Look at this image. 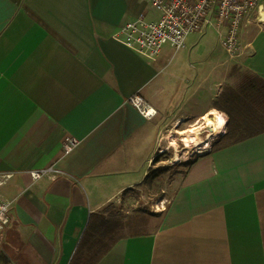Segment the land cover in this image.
<instances>
[{
  "label": "crops",
  "instance_id": "1",
  "mask_svg": "<svg viewBox=\"0 0 264 264\" xmlns=\"http://www.w3.org/2000/svg\"><path fill=\"white\" fill-rule=\"evenodd\" d=\"M143 12L159 15L149 0H0V171L16 172L0 187L11 202L0 264H264V132L190 155L153 228L131 232L114 213L165 128L181 136L213 109L230 121L221 97L264 79V24H245L235 58L190 34L178 50L189 64L171 67V45L150 58L123 41ZM136 93L154 119L128 101ZM69 136L80 142L66 153Z\"/></svg>",
  "mask_w": 264,
  "mask_h": 264
},
{
  "label": "built area",
  "instance_id": "2",
  "mask_svg": "<svg viewBox=\"0 0 264 264\" xmlns=\"http://www.w3.org/2000/svg\"><path fill=\"white\" fill-rule=\"evenodd\" d=\"M149 2L158 12V17L149 19L143 12L136 19L124 23L120 34L128 46L138 49L150 58L158 55L166 44L171 45L176 51L183 49L190 34L204 33L210 27L219 35L222 49L231 58H235L245 49L241 40L245 24L252 19L264 24V0H149ZM128 101L146 119L152 120L158 115L156 107L139 93L129 97ZM225 115L226 129L229 117L226 113ZM205 124L202 122L201 125L207 139L210 130ZM79 142L77 137H67L63 143L65 152L73 151ZM207 144L193 149L191 155L209 150L212 145ZM180 147L184 148L185 144L180 143ZM163 150L160 149L161 152ZM57 172L58 170L53 168L39 169L31 170L30 175L34 180H38L44 176L55 177ZM15 175L16 172L12 170L0 171V187L6 185ZM10 205V201L0 198V237L9 223Z\"/></svg>",
  "mask_w": 264,
  "mask_h": 264
},
{
  "label": "rangeland",
  "instance_id": "3",
  "mask_svg": "<svg viewBox=\"0 0 264 264\" xmlns=\"http://www.w3.org/2000/svg\"><path fill=\"white\" fill-rule=\"evenodd\" d=\"M151 11L153 17L155 15V12L153 10ZM148 16L149 18H151L150 14ZM204 34L205 35L201 40L203 44L205 42L210 45V47H213L214 44L219 41V35L215 31V29H213V27L208 28L204 32ZM196 36L197 35L191 36L190 40L195 38ZM178 52L176 50H174L173 52L174 56L170 59L171 67L173 65L179 64L181 60L183 61V63L185 62V66L189 64L186 53H184V51H180L179 53ZM224 130L225 132L223 131V133L221 134L218 133L213 137L211 145L221 140L220 138L225 136L226 134L227 135L223 139L224 143H228L234 140V138H230L228 136V132H230L229 126H227L226 129L224 127ZM171 133H176L173 125H169V127L164 129V134L162 135L163 146L161 148L165 149L163 150V152H166H162V154H159L157 156V160L154 162L152 168L150 169V171L152 170V176L150 178H147L141 185H138L135 188L126 191L124 195H122L120 199L114 203L113 208L115 215H120L121 217H123L126 223L130 221L129 219H132V217H146V214H148L152 215L150 216L149 222L146 221L141 224L146 223V229L147 227L153 228L158 224L159 221L157 213L161 209H164V206L168 205L169 200L175 193L176 187L178 186V184H180L186 166L185 163L188 161V159L180 161L176 159V151L178 149H181L182 147H180V144L178 146L179 148L171 145L169 140ZM155 169H160L159 172L162 173H159V175L153 180L152 178L156 176L153 175Z\"/></svg>",
  "mask_w": 264,
  "mask_h": 264
},
{
  "label": "trees",
  "instance_id": "4",
  "mask_svg": "<svg viewBox=\"0 0 264 264\" xmlns=\"http://www.w3.org/2000/svg\"><path fill=\"white\" fill-rule=\"evenodd\" d=\"M221 101L230 110L231 119L228 124L230 138L240 141L264 132V79L262 77L254 74L246 75L243 83L237 89H228L221 97ZM159 171L160 169H155L153 175L156 176L152 178L153 180L159 175ZM151 173L152 170L148 173L147 178L152 176ZM149 219L148 215L132 217L130 219L131 232L144 231L146 223H141L149 221ZM114 225H118V220Z\"/></svg>",
  "mask_w": 264,
  "mask_h": 264
},
{
  "label": "bare ground",
  "instance_id": "5",
  "mask_svg": "<svg viewBox=\"0 0 264 264\" xmlns=\"http://www.w3.org/2000/svg\"><path fill=\"white\" fill-rule=\"evenodd\" d=\"M227 117L225 113L218 109H213L210 113L205 115L203 122L206 123V127L210 130L209 138L205 139L200 134L202 133V128L200 121L197 124H194L190 127L189 130L185 131L181 136L176 133H171L169 140L172 146L178 147L180 142L185 144V147L178 149L176 151L175 157L178 161L190 159L191 151L195 148H199L201 145L207 144L211 146L212 139L218 133H223ZM223 121V123H221ZM222 131V132H220ZM183 141V142H182ZM179 148V147H178ZM165 150V149H164Z\"/></svg>",
  "mask_w": 264,
  "mask_h": 264
},
{
  "label": "snow or ice",
  "instance_id": "6",
  "mask_svg": "<svg viewBox=\"0 0 264 264\" xmlns=\"http://www.w3.org/2000/svg\"><path fill=\"white\" fill-rule=\"evenodd\" d=\"M221 123H223V121H221Z\"/></svg>",
  "mask_w": 264,
  "mask_h": 264
}]
</instances>
